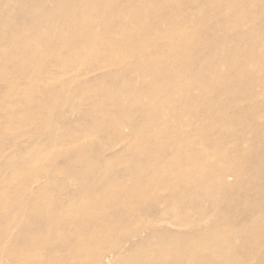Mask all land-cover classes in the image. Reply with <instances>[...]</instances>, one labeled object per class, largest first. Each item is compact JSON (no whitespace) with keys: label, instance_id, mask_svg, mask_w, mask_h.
<instances>
[{"label":"rangeland","instance_id":"rangeland-1","mask_svg":"<svg viewBox=\"0 0 264 264\" xmlns=\"http://www.w3.org/2000/svg\"><path fill=\"white\" fill-rule=\"evenodd\" d=\"M17 1L21 6L20 9L25 10L30 8L36 0ZM159 1L163 4L166 0H151L155 3V7L153 4V11H150V19H153L150 27L146 26L147 29L140 27V23L135 22L136 16L143 13L139 5L135 4V0H115L114 3H111V0L90 1L91 4L89 3L87 9H91L92 6V10H86V12L88 11L87 17H89V12H94L90 14V17L96 15L100 5L101 10L105 5L102 11L107 9L108 14L116 12L115 14L112 13L113 16L110 17L113 20L110 25L111 32L103 31L96 25L95 28L99 29H94L92 34V36L94 34L99 35V33L102 35L94 43L95 48L98 49L100 44L101 50L110 43L113 51L110 49L103 56H99L98 52L94 51L95 48L89 49V46L93 47L92 43L87 46L84 41H81L82 35L86 36L83 34L85 30L80 31L81 34H79L80 29H70L67 38L64 34H56L53 40L55 46L51 44L50 47L40 49L39 55L43 54L44 56L54 54L56 50L54 55H57L58 59L55 58V61L27 60L30 67L26 70L20 67L22 54L19 52L9 53L14 47L5 38L11 31L26 30L25 23L27 25L28 22L33 23L35 21L34 23H39L40 27H43L45 23L42 22L43 20L35 19V17L30 18V16L26 22L27 17L23 14L20 18H12L8 13L10 8L7 9L6 4L0 3V72H2L0 73V241L3 239L10 247L9 249L17 252V254L9 253L11 256H0V264H30V260L33 258L37 259L39 264H67L70 259L77 262L83 259L77 264H93L94 262L110 264L114 252L110 253L109 251L115 249L116 241L121 243L120 247L115 250L118 254L136 258V254L142 252L150 254V245L154 239L166 240L165 230H179L182 234L190 236L191 232L199 228V230H203V234L195 237L194 240L197 243L209 246L227 242L231 244L233 240L230 242L231 238L226 230L239 226L245 215L256 211V206L262 202L264 194H260V188L263 186L262 180L264 179V150L260 143L264 141V137L263 139L259 138V131L264 128V113L261 111L259 117L263 119L259 123L251 118L243 117L244 107L249 103L246 100L254 97L257 93L244 90L236 93L237 86H239L237 82L242 81L248 75L234 72L236 74L232 79L231 71H229V69H235L239 65V61L230 56L235 49L242 53L249 51L247 44L239 42L240 39L254 38L256 42L254 49L264 53V9H261L262 11L252 9L254 8L252 6L250 12L251 15L257 16L256 20L249 21L245 17L240 18L239 21L233 17L229 20L230 23H240L242 25L241 31L234 32L230 27L228 29V27L223 26V21L219 15H212L207 21L197 22L191 27L180 26L181 28L176 27L173 30V35L185 36L188 34L182 45L192 54L198 52L202 56L197 58V55H187L183 60L181 66L185 70L184 74L188 77V81H190L189 77L208 63L206 58L212 56V65L208 66H210V71H216L217 82L205 77L199 81L198 85L186 87L189 94L197 96V102H202V104L190 106L187 111L192 118L191 123L198 126V129L205 134L197 139L196 145L202 152V161H199L197 166L204 167L206 165V167L211 166L213 168L217 166L220 170H215L216 174L209 180L203 174L205 169H193L192 174L197 173L205 181V186L200 190V194H197V198L199 197L200 201L208 206L203 212L204 218L194 222L198 223L197 225L192 220H187L189 222L183 228H175L169 223V215L167 218L165 215L159 214L161 210L165 209L171 214H181L179 206L183 202V198L176 193L179 186L178 176L185 174V171L191 173L190 170H187L190 169V165L173 172L172 177H170L172 178L171 181H160V173L152 174V170L155 171L157 168L154 160L159 152L156 151L154 152L156 154L152 153L151 155L152 150L157 146L155 141H150V124H145L146 126L148 124V128L138 139L128 131L123 120V118L130 116L139 121L140 116L148 115L150 117V113L142 114L130 107L126 108V105L123 106V103L117 99L118 97L122 98L125 92L143 95L146 91L145 87L159 81L150 74V76H144L140 83L128 86L126 79H124L128 69H124V66L117 62L118 53L122 49L130 50L133 45L140 41L143 43L139 49H144L143 52L161 51L162 46L160 44H150L152 42L150 39L153 38L155 31L166 28L165 25H168L167 21L173 17L174 12H179L182 9L183 11L186 10L184 12L187 15H190L194 10L190 6L182 7L183 5L180 3V6L179 4L176 6L177 4L171 3L170 0H167L168 3L162 6ZM203 1L205 0H202L201 3ZM240 1L243 4L251 2V0ZM47 3L51 5L50 1ZM205 3L200 5L210 4L206 1ZM94 5H96V9ZM132 6L137 7L136 10ZM167 7H171V9ZM80 10L78 11L81 12ZM111 13L110 15H112ZM50 17L49 19L55 22L61 20V17L58 18L57 15ZM168 17L170 18L168 19ZM160 18L161 21L154 22ZM7 19L11 21H7ZM123 19L126 21L124 22ZM116 20H120L121 24ZM2 23L5 27L2 26ZM157 27L159 28L157 29ZM203 27L204 30L200 32ZM54 28L47 29L51 31ZM136 28L138 31L133 34ZM70 33L72 34L71 37ZM193 33L196 34L192 35ZM110 35L112 39L109 38ZM164 35H167L166 32ZM114 38L115 40H113ZM117 38L118 41H116ZM107 40L108 42L111 41L106 45ZM153 46L154 48H152ZM84 49L89 51L85 52L83 56ZM116 50L118 53L115 52ZM76 51L77 53H75ZM1 52L2 54L7 52L8 56L5 60L2 59ZM134 53L128 51L124 54L125 59L130 63L136 62L140 56L138 53ZM213 55L216 56V59ZM209 63L211 64L210 60ZM257 64L258 62L253 61L251 69H254ZM39 65L42 68L40 74L46 73L47 76L55 74V76H63V78L55 77V79L44 82L38 76L40 75L38 71L36 72V67ZM222 68H226V71H221ZM76 69L86 70L84 75L80 77L64 75V73ZM237 77L239 80H236ZM263 78L262 76L252 77L257 83L263 81ZM60 81L66 83L65 92L60 89ZM128 87H130V91L127 90ZM263 90L264 88L260 89V91ZM17 97L32 100L29 102L39 101L40 105L31 107V114H25L23 100ZM207 98L211 100L210 104H206ZM18 101H21L22 105L17 104ZM258 101H260L259 98ZM93 105H96V108ZM102 106H105L104 109H99ZM94 109L98 110L95 111ZM105 115H113L114 118L106 121L104 120ZM163 120L168 122L171 118L167 115ZM94 122L98 123V126L94 127ZM101 125L109 126L99 130ZM120 127H122L123 134H128L125 137L129 139V148L124 151L119 150L121 161L116 162V164L112 163L110 167L107 166L108 168H106V164H103L102 160L109 158L116 146L110 151V149H102L101 144L117 142L116 128ZM80 133L86 136L85 139L78 138ZM241 140H245L246 143L241 145ZM220 147H225L228 150L234 148L233 150H236L237 154L229 156L234 159L220 155ZM190 148V145L185 147V151H189V154L193 151ZM66 160L76 161L79 165L67 169L68 172L61 177L49 174V178L45 180L46 186L42 189V195H44L41 199L42 202L39 203L38 200L36 203L29 191L21 188L30 178L38 177L37 175L41 176L39 173L41 168L47 170L54 165L61 168ZM157 169L159 170V168ZM140 170L143 171V174H137ZM93 172H97L95 174L97 179L92 183L90 176ZM217 176L227 177L230 187L225 190L219 188L215 183ZM235 177L242 180L241 184L247 191L245 192L246 195L243 196L240 190L235 187ZM253 179L261 180L258 182V186L253 185ZM61 181H65L67 184L71 183L68 185L67 192L75 197L71 206L68 207L67 205L66 207V211L69 213L64 215L62 219L70 214H78L81 212L80 208L86 207V210L76 220L77 224L85 230L80 235L75 234L74 227L64 226L60 221L53 224L51 230L42 228V226L46 227L43 220L52 215L53 210L61 206V201L65 197L64 193L60 194L57 190ZM169 192H174V195H169ZM106 193L109 194L106 195ZM214 195L219 199L217 202L213 201L210 206L207 197ZM239 196L241 197L237 198ZM154 204L158 205L157 211L150 210V205L155 206ZM100 206L104 207L102 212L99 211ZM49 211L52 214H49ZM157 215L163 217V221L155 233L151 231V224L148 226L147 223L149 221L152 223V219ZM220 215H230L231 217L226 220L219 219ZM213 225H217L218 228L213 232L206 231L207 229L210 230ZM5 228L11 233H4ZM27 231L29 235L26 237V242L34 237L36 240V248L31 252H26L22 246L24 234L22 232ZM61 233L67 238L64 245L69 242L74 246L73 250L67 251L68 248L66 247L65 251L61 250L63 244L58 243V239L55 238L57 234ZM244 238L248 239L249 237L245 235ZM39 239L41 241H38ZM246 245H250L254 250L259 249L261 245L264 247V236L260 238L250 236L249 244L246 243ZM103 249L104 254L101 253ZM184 252L181 251L177 254L173 249L166 251L159 249L153 254L155 257L172 261ZM239 255H243L241 260L244 264H259L264 261V256L260 254L252 257L243 252ZM132 264H139V262L132 259Z\"/></svg>","mask_w":264,"mask_h":264},{"label":"bare ground","instance_id":"bare-ground-1","mask_svg":"<svg viewBox=\"0 0 264 264\" xmlns=\"http://www.w3.org/2000/svg\"><path fill=\"white\" fill-rule=\"evenodd\" d=\"M48 1L51 2V5L50 4L48 5L47 3ZM90 1L92 0H36L30 8L22 10L20 9L21 6L20 4H18L17 0H0V3L3 2L4 5L6 4L7 9L10 8L8 9L9 10L8 13L10 17L20 18V16L26 15L27 17L26 22L28 21V16H30V18L35 17V19L38 18L40 20H43L42 22L45 23L43 27H40L38 25L39 23H34L35 21L33 23L28 22L27 25H25L26 23L24 24L26 30L19 29L16 31H11L10 33L8 32L9 34L7 33L8 35L6 36L7 38L5 39L8 41V43L10 42V44L14 47L12 50H10L11 48L9 49L10 50L9 53L13 54V53L19 52L22 54L20 62H22L23 65L20 64V67H22V69L24 70L30 67L29 64H27V60L33 61L35 59H39L40 61H46V60L55 61L56 60L55 58L58 59V56L54 55L57 52L56 50L54 54L44 56L43 54L39 55L40 49H43L45 47H50L51 44L52 46H55L53 44V40L56 34H61V35L64 34V36L67 38L69 36V30L70 29L74 30L75 28L80 29L78 31L79 34H81L80 31L85 30L83 31L84 32L83 34H86V36L84 37V35H82L83 38H81V41L82 42L84 41V44H86L87 46L88 44L92 43L93 47L89 46V49L95 48L94 43H96V41L99 40L100 36L102 37V35L99 33V35L94 34V36H92L94 29L99 27L103 29V31L104 30L106 32L110 31L111 29L110 25H111V22L113 21L111 20L112 18L110 17L113 16V14H115L116 12H112L113 14L110 12L112 14L110 15V13L108 14L107 9H106L107 11L106 10L102 11L103 8L105 7L104 2H103L104 7L102 8V10H101V5H100V8L99 6H98L99 9L97 8L98 9L97 13L95 12L96 15L90 17V14H93L94 12L93 13L89 12V17H87L86 13L89 10H92V6H91V9L89 10L87 9ZM99 1L102 2V0H99ZM135 1H136L135 4L139 5L143 13L142 15H138V16H136L137 15L136 14L135 19L137 20L136 21L133 20V21L140 23L139 25L140 27H144V28H146V26L150 27L151 20L153 19V18L150 19L151 17L150 11L153 9V4L155 7V3L151 2V0H135ZM166 1L165 3H168V1L167 2ZM170 1L171 3L175 5L177 4L176 6H178V4L180 3L181 5H183L182 7L190 6L194 10L192 9L193 12L190 15H187L184 12L186 10L184 11L182 9L179 10L181 7L178 9L179 12L176 11L177 13L172 11L174 12L172 15L173 17L170 16L171 19L167 21L168 25L167 26L165 25L166 28H164L163 30L159 29L158 31H155L153 38L150 39V41H152L153 43L151 42L150 44H154V43L160 44L162 46L161 51H157V52L150 51V53L148 51L143 52L142 50L144 49H139V46H141V44L143 43L140 40L139 41L141 43L140 42L136 43L130 48V50L122 49L120 53L117 52L118 50L115 51L118 53V56H119L117 58V62L121 63L124 66L123 67L124 69L126 68L128 69L124 76V79H126V83L128 84V86H134L136 85V83H140L144 76L146 75L150 76V74L153 75L159 81H155L149 84L147 87H145L146 91L143 93V95L139 96V95L133 94L132 92H129V93L125 92L122 95V98L118 97L117 99L118 101H121V103H123V106L126 105V108L130 107L131 109L141 112L142 114L150 113V117L148 115H145V117L140 116L139 121H136L133 117H130V116L123 118V120L125 121V125L128 128V131L138 139L142 137V134L145 132L144 130L148 128V124L147 126L145 124L146 123L150 124V141L151 140L155 141L156 146H157L152 150L151 155L152 153L156 151L159 152V155L155 157V160H154V163L156 164L155 166L159 168V170L157 168L155 171L152 170L151 172L152 174L160 173V181H164V180L171 181L172 178L170 177H172L173 172H175L176 170L180 168H185L188 165H190V169H187V170H190L191 173H187L185 171V174L178 176L179 186L176 190V193L179 194L183 198V202L179 206L181 214H175V213L171 214L169 211H167V209L161 210L159 213L162 216L165 215V217L167 218L169 215V223L171 226H174L175 228H183L185 224L189 222L187 220H192V222L194 223V222H197L203 219L204 218L203 216H205L203 212L208 207L205 204H203L202 201H200L201 199L199 197H198L199 200L197 198V194H200V190L203 188V186H205V181H203L201 176H198L197 173L192 174V172H194V170L196 169H201V168L202 170L205 169L203 170V174L205 177H207L206 179L210 180V178H212L216 174L215 170L216 171L220 170V168L217 166H214V168L211 166L206 167V165L204 167L197 166L199 161H202L201 159L202 152L200 151V149H198L196 143H197V139L203 137L205 134L202 133L198 129V126L191 123L192 118H190V114L188 113L187 110L190 106H194V104H202V102H197L196 100L197 96H193L192 94H189L187 92L186 87L190 88L191 86L198 85L199 81H202L203 78L205 77H208V79L216 81V82L218 78L216 79V71H212V70L210 71L209 69L210 66L208 65H212V59H211L212 56L210 55L206 58V61L208 63L204 64V68L197 70L195 74L189 77L190 81H188L187 79L188 77H186L184 74L185 70L181 66L183 64V60L187 57V55L188 56L197 55V58H201L202 56H201V53H198V52L196 54H192L191 51L187 50V48L182 45V43L184 42V38L187 37L188 34H186L185 36L173 35L172 34L173 30L174 28L180 27V26L186 27V28L189 26L191 27L197 22L200 23V22H203V20L207 21V19L211 17L212 15H219L221 17V20L223 21V24H222L223 26H225L226 28L228 27V29L230 27L232 30H234V32L237 30L241 31L242 25L237 22L230 23L229 22L230 18L231 17L236 18V21H239V19L242 17H245V19L248 18L249 21L256 20L257 16L251 15V12H250L251 8L253 6L254 8L252 9H257V10L264 9V0H251V2L248 4L246 3L243 4L241 3L242 1L240 0H205L206 2H210L211 4L210 5L208 3V5H206L207 7L204 6L205 4H207L205 3V1H203V3H205L203 6L200 5V4H203L201 3L202 0H170ZM14 2H17V3H14ZM114 2L115 0L114 1L111 0V3H114ZM159 3L161 2L159 1ZM119 4L122 5V3H119ZM96 5H94L95 9H96ZM132 7L135 8V6H132ZM171 7L170 8L167 7V8L171 9ZM76 9L78 10L81 9L80 10L81 12H79ZM172 9L174 10L173 7ZM86 10L88 11L86 12ZM76 11H78V13H75ZM109 11L111 10L109 9ZM23 12H26V13L24 14ZM98 12H101V13H98ZM53 15L59 16L58 18L61 17L60 18L61 20L58 22H55V21H52V19H49L51 18L50 16H53ZM170 17H168V19ZM8 20L11 21L10 19H7V21ZM123 20L124 22L126 21L125 19ZM130 20H132L131 17H130ZM161 20L162 19L160 18V20H156L154 22L161 21ZM9 23H12V22H9ZM4 24H5V21H4ZM4 24L2 25L3 27H5ZM119 24L121 23L119 22ZM96 25L97 27L95 28ZM156 25L158 26V24ZM7 26H10V25H7ZM52 27H55V28L51 31L47 29V28H52ZM99 28H97V30ZM158 28L159 27H157V29ZM127 30L129 29L127 28ZM203 30H204V27L202 28L200 32H202ZM136 31H138L137 28L135 31H133V34H136L137 33ZM71 32L74 34L73 31ZM165 32L167 34L166 36L164 35ZM194 34L196 33H193L192 35ZM71 35L72 34L70 33V37ZM103 35H104V32H103ZM104 36L106 37V35ZM109 38H111V35ZM115 38L113 40H115ZM116 41H118V38L116 39ZM109 42L107 40L106 45ZM239 42L247 44L249 51L242 53L238 51V49H235V51L230 56L233 59L238 60L239 65L235 69L234 68L229 69V71H231L230 75L232 79H233V76L238 72H241L243 75H248L242 81L237 82L239 86H237L238 89L236 93H240V90H244L246 92L257 93L256 95H254V97L246 100L249 103L246 104L244 107L243 117L251 118L256 123H259L260 120L263 119L262 117L261 119L259 117L261 111L264 113V90L260 91L261 88L262 89L264 88V78H263V81H261L260 83H257V81H254L252 77L253 76L264 77V53L258 52L256 49H254V46L256 43L254 38H246V40L245 38H242L240 39ZM86 45H85V48H86ZM99 45H98L99 51L97 48H95L94 50L95 52L96 51L98 52L99 56H103L105 52H109L112 47L109 43L107 47L102 48L100 50L101 47ZM152 48H154V46ZM85 50L86 49H84V53L82 54L83 56L85 55V52L87 53L89 51V50L88 51H85ZM47 51H50V50H47ZM77 51L79 52L80 50H77ZM77 51L75 53H77ZM128 51L132 53L133 52L138 53L140 58H138L136 62L130 63L124 57V54L127 53ZM7 56H8L7 52L6 53L4 52L3 54L1 52V57L3 60H5ZM78 56H79V53H78ZM213 57L216 59L215 55H213ZM209 60L211 64L209 63ZM253 61L258 62V64L256 67H254V69H251ZM222 67H225V66H222ZM41 70H42L41 65L36 67V72L38 71L39 74ZM85 70L86 69H80V70L76 69V70H72L67 73H64V75L80 77L84 75ZM206 71H208V73H206ZM221 71H226V68H222ZM38 76L41 77L44 82H48L49 79L51 80L55 79V77L63 78V76H58V75L55 76V74L47 76L46 73L40 74ZM191 80H193L194 82H192ZM236 80H239L238 77L236 78ZM60 83H61L60 89L65 92L67 89L66 83L61 82V81ZM176 85H180V86H176ZM127 90L130 91V87H128ZM231 95H235V94H231ZM257 96L260 101H258ZM17 98L20 99V97H17ZM207 99L208 101H206V104H210L211 100L209 98ZM20 100H23L22 103L25 108V111H24L25 114L27 113L31 114L32 113L31 107L38 105V104L40 105L39 101L29 102L32 100H26L22 98ZM16 103L22 105L21 101H18ZM93 107L96 108V105L95 106L93 105ZM104 107L105 106H102L99 109L103 110ZM94 110L97 111L98 109H94ZM167 115L170 116L171 120L168 122H165L163 119ZM112 118H114L113 115L111 116L105 115L104 120L108 121ZM93 126L94 127L98 126V123L94 122ZM108 126L109 125H101L99 126V130L105 129ZM116 134H117L118 141L122 140L121 142L117 141V142H111V143L109 142L106 144L105 143L101 144L102 149L104 150L110 149V151L116 146V149L113 150V153L111 154V156L105 160L104 159L102 160L103 164H106L105 165L106 168L110 167L112 163L116 164V162L121 161L119 159L120 153H121V152H118L119 150L124 151L127 148H129L128 146L129 139H126L125 137L128 134H123L122 127L116 128ZM84 137L86 136L83 133H80L78 138L83 140L85 139ZM263 137H264V128L259 131V138L263 139ZM245 143H246L245 140L240 141L241 145H244ZM118 145L120 146L117 147ZM188 145L191 146L190 149H193L191 154H189V151L188 152L185 151V147ZM260 145L263 147V150H264V141H262ZM219 149H220L219 150L220 155L222 156L226 155V157L228 158H230L229 156L232 154H235V155L237 154L236 150H233L234 148L228 150L225 147H220ZM134 159H137V157H134ZM230 159H234V158H230ZM78 165L79 164L76 161L66 160L64 162V166L61 168L55 165L51 166L52 168L47 169V170L41 168V171L39 172L41 176L37 175L38 177L34 176L33 178H30L28 182L24 184V186H22L21 188L27 189V191H29L30 193V196L36 201V203H38V200L40 203L43 201L41 200L44 197V195H42L43 194L42 189L46 186L45 180L49 178L48 177L49 174H51L52 176L61 177L62 175L66 174V172H68L66 171L67 169L75 168ZM96 173L97 172H93L92 175L90 176V181L92 183L97 179L95 178ZM137 174H143V171L140 170V172ZM200 178H201V181H200ZM234 179L236 183L235 187L240 190V193H242L243 196L246 195L245 192L247 191L241 184L242 180H239L238 177H235ZM261 180L253 179L252 180L253 185L258 186V182ZM199 181L201 182V184L199 183ZM262 181H263V186H261L260 188V194H264V190H263L264 179ZM215 183L219 188L223 190L228 189L230 187V185L227 182V177L217 176ZM69 184L71 183L67 184L65 181H61L60 184L58 185L57 187L58 192L60 194L64 193L65 197L61 201V206L57 208L56 210H53V214L49 211V214H52V215H49L48 217L45 218V220H43L46 227L42 226V228L51 230L53 229V224L60 221L61 224L64 226L74 227L75 234L80 235L85 230L81 226H79V224H77L76 220L80 217L82 212L86 210V207L80 208L81 209L80 213L70 214L65 219H62L64 215L69 213L66 211L67 205L68 207H70L71 203L74 202V198H75L72 194L67 192V188H69L68 186ZM108 194L109 193H106V195ZM169 195H174V192H169ZM240 197L241 196L237 198H240ZM217 199L219 198L216 195L207 197V201L209 202L210 206L213 203V201L217 202ZM154 205L155 206L150 205V210L157 211L158 205L157 204H154ZM102 210H104V207L100 206L99 211L102 212ZM88 211H91V210H88ZM230 217H231L230 215H226V216L220 215L218 218L226 220ZM162 221H163V217H158L157 215L155 218L152 219V223H150L149 221V223L147 224L148 226H150L151 224L152 226L151 231L156 233L158 229L160 228ZM194 224L197 225L198 223H194ZM217 228H218L217 225H213L210 228V230L207 229L206 231L213 232ZM6 229L7 228H5L4 233L6 232L11 233L10 230L6 231ZM10 229L12 230V228ZM226 231L230 235V238H231L230 242L233 240L231 244L227 242V243H219L216 246H209V245L197 243L194 240L195 237H198L201 234H203V230H199V228L198 230H194L193 232H191L190 236H186L185 234H182L179 230L177 231L165 230L164 233L166 235V240L160 241L159 239H154L153 243L150 245V254L148 252L147 253L142 252L138 255L136 254V258L118 254L115 250H117L120 247L121 243L116 241L115 249H111L109 251L110 253L114 252L112 253L113 260L110 264H132V259H136V261L139 262V264H244L241 260V257L243 255H239L240 253L246 252L252 257L258 254L264 256L263 245H261V247L256 250H254V248H252L250 245L248 246L246 245V243L249 244L250 236L259 237V238L264 236V198L262 199V202L260 203V205L256 206V211H254L251 214L247 213L245 215L244 219L242 220L239 226L235 228L227 229ZM22 233H24L23 234V245H22L24 250L26 252L33 251L36 248L35 237L32 240L28 239L26 242V237H28L29 232L27 231V232H22ZM245 235L249 238L248 239L244 238ZM55 238L58 239L57 241L58 243L63 244L62 249H61L62 251H65V247L68 248L67 251H71L74 249V246L70 244L69 242L68 244L64 245L65 240L67 238L63 233L57 234ZM38 241H41V239H39ZM9 248L10 247L2 239L0 241V256L2 255L11 256L9 253L17 254L15 250H11ZM159 249L165 250V251L173 249L175 252H177V254L181 251H185V252L181 256L176 257V259L169 261L165 258L155 257L153 253L154 251H157ZM101 253L104 254V249L101 251ZM82 260H79L77 262L75 260L70 259L69 261H67L68 262L67 264H74L75 262L77 264ZM30 261L32 262V263L30 262V264L40 263L37 259H34V258ZM93 264H97V263L94 262ZM259 264H264V261H261Z\"/></svg>","mask_w":264,"mask_h":264}]
</instances>
